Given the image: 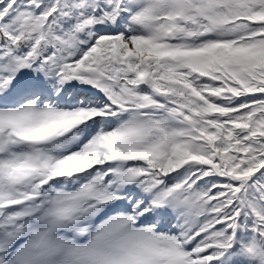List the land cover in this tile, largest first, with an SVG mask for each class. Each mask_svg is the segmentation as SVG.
<instances>
[{
	"label": "snow or ice",
	"instance_id": "obj_1",
	"mask_svg": "<svg viewBox=\"0 0 264 264\" xmlns=\"http://www.w3.org/2000/svg\"><path fill=\"white\" fill-rule=\"evenodd\" d=\"M0 264H264V0H0Z\"/></svg>",
	"mask_w": 264,
	"mask_h": 264
}]
</instances>
